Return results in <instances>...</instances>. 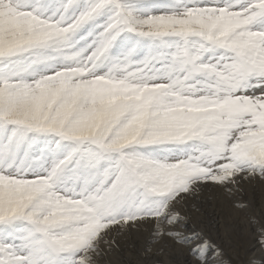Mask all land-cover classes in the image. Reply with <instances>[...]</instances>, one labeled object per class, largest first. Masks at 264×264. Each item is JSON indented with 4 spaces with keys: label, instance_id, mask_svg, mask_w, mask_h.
<instances>
[{
    "label": "snow or ice",
    "instance_id": "1",
    "mask_svg": "<svg viewBox=\"0 0 264 264\" xmlns=\"http://www.w3.org/2000/svg\"><path fill=\"white\" fill-rule=\"evenodd\" d=\"M257 183L264 0H0V264H224L182 210Z\"/></svg>",
    "mask_w": 264,
    "mask_h": 264
},
{
    "label": "bare ground",
    "instance_id": "2",
    "mask_svg": "<svg viewBox=\"0 0 264 264\" xmlns=\"http://www.w3.org/2000/svg\"><path fill=\"white\" fill-rule=\"evenodd\" d=\"M241 204L247 207H239ZM182 211L188 217V232L194 230L201 233L220 249L227 242L226 234L236 229L243 230V234L252 241V255L263 256L264 261V248L256 243L259 225L264 222V184L245 185L232 198L216 191H205L189 201V206ZM147 238V233H134L127 241L122 240L120 249L107 256L103 264H187V249L182 246L163 247L162 251H158L162 245L153 244L152 251L146 255Z\"/></svg>",
    "mask_w": 264,
    "mask_h": 264
},
{
    "label": "rangeland",
    "instance_id": "3",
    "mask_svg": "<svg viewBox=\"0 0 264 264\" xmlns=\"http://www.w3.org/2000/svg\"><path fill=\"white\" fill-rule=\"evenodd\" d=\"M229 234L225 235L227 242L223 246L224 248L221 247L223 251L222 260L226 264H264L263 256L261 258L259 255H252L250 247L252 241L243 234V230L236 229Z\"/></svg>",
    "mask_w": 264,
    "mask_h": 264
}]
</instances>
